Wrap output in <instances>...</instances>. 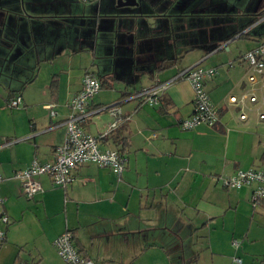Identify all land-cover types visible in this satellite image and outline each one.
Masks as SVG:
<instances>
[{"label":"crops","instance_id":"obj_1","mask_svg":"<svg viewBox=\"0 0 264 264\" xmlns=\"http://www.w3.org/2000/svg\"><path fill=\"white\" fill-rule=\"evenodd\" d=\"M136 1L138 5L129 8H141L144 2L148 9L128 15L122 12L128 6L117 7L113 0H0V264H65L52 244L65 231L72 234L80 254L92 260L95 240L117 237L144 243L153 230L181 240L173 248L177 264H185L183 238L193 236L204 237L212 251L222 242L233 248L231 239L240 237L243 242L234 250H245L246 255L235 257L242 264H264V251L260 255L254 248L257 229L264 230V223L253 222L255 211L264 221V201L253 208V186L222 185V178L237 170L264 167V119L259 118L264 115V87L259 77L248 82L252 70L242 59L264 39V27L248 34L264 21L247 25L241 29L244 36L239 37L240 32L212 49L235 26L251 19L227 15L250 12L255 20L264 0H248L243 11L227 10L226 0H207L203 14L227 17L208 18L207 27L180 32L166 30V19L145 23L143 19L151 17H138L155 15L172 0ZM214 2L218 4L211 7ZM166 11L173 14L171 7ZM164 59L177 62L156 71ZM196 64L216 69L204 87L219 121L183 131L178 123L193 113V93L186 80L168 84L155 106L145 104L137 93ZM45 65L50 70L42 74ZM85 74L104 82L89 108L116 104L126 118L99 143L101 149L123 152L124 169L117 176L108 168L84 163L74 169V180L65 188L40 176L41 191L27 199L12 176L33 159H54L56 147L65 140L63 121L70 114V99L81 89ZM16 96L21 105L10 108ZM250 97H255L254 103ZM111 121L108 113L96 112L82 127L101 137ZM141 245L135 246L145 250ZM25 248L30 262L22 258ZM223 257L230 262L228 254Z\"/></svg>","mask_w":264,"mask_h":264},{"label":"built area","instance_id":"obj_2","mask_svg":"<svg viewBox=\"0 0 264 264\" xmlns=\"http://www.w3.org/2000/svg\"><path fill=\"white\" fill-rule=\"evenodd\" d=\"M242 59L252 70V74L247 78L248 82L254 83L256 77H259L264 87V39L248 50ZM215 74L216 69L203 68L196 64L182 69L167 82L140 90L137 96L142 98L145 104L158 105L168 84L178 79H184L189 83L193 93V113L178 123L179 128L183 131H189L199 125L212 127L219 121V115L218 110L213 107L209 100L204 87V80L212 78ZM100 89V80L90 74H85L81 79V89L70 99V114L63 121L65 140L62 145L56 147L54 159L46 163H39L33 159L29 166L13 174L12 179L20 182L25 198L32 199L41 191V186L37 181L40 176H47L55 186L65 188L74 180L72 176L74 169L84 163H93L100 168H108L120 176L126 161L124 154L116 149H101L99 143L102 138L107 137L117 129L126 118L116 104L101 107L96 111L89 108L91 99ZM255 100V97L249 98L252 103ZM21 101V97L16 96L9 101L8 105L10 108H17L21 105ZM229 101L235 102V97H230ZM96 112H106L112 117L111 123L101 137H95L85 132L82 127L83 122ZM54 114L55 112L50 110V115ZM239 118L244 120L245 116L240 115ZM259 118L264 119V115H260ZM222 185L228 189L253 186L250 202L255 208L264 200V167L260 170H237L231 176L222 178ZM3 221H6L5 217ZM3 240L4 234L0 232V242ZM52 244L57 255L65 264H100L80 254L73 244L72 234L68 231L60 234ZM231 245L236 249L239 243L234 240ZM232 261L235 264H242L239 257H234Z\"/></svg>","mask_w":264,"mask_h":264},{"label":"rangeland","instance_id":"obj_3","mask_svg":"<svg viewBox=\"0 0 264 264\" xmlns=\"http://www.w3.org/2000/svg\"><path fill=\"white\" fill-rule=\"evenodd\" d=\"M173 1V0H172ZM191 6L188 7V10L186 12H190V10H200L202 6H205L207 3V0H191ZM248 0H226L227 2V7L226 9H233L234 11H243L246 2ZM113 4L115 3L114 0L112 2ZM148 9L146 4L144 2L142 4H139V7L141 8H123L122 12L128 15H136L139 13V10L144 7ZM172 8V12L176 13V10ZM186 8H184L185 10ZM263 12L259 13L258 16L255 18L253 21L256 23L257 21L263 22L264 21V8L262 10ZM151 11L147 12L150 13ZM122 14V13H121ZM152 14V13H151ZM145 23H149V21H154V18H147L143 19ZM156 23V21H154ZM171 23L175 24L177 26H183L185 29H192V27L196 26L199 22L198 19L196 18H173L171 19ZM253 23V24H254ZM148 26V25H147ZM163 26V25H161ZM264 27V22L260 24L256 30H251L248 34H253L258 31L259 29H262ZM254 28V27H253ZM263 30V29H262ZM245 31H248L245 30ZM241 33H244L241 32ZM240 33V34H241ZM264 34V33H263ZM262 34V36H264ZM240 41L245 42V38H240L237 39ZM47 70H50V67H47L46 65L43 66V71L42 74H46ZM41 78V77H40ZM259 212V211H258ZM255 216L253 217V222H260L261 221L264 223L262 218L259 217L258 213L255 211ZM259 241L254 243V248L255 251H258L260 255L263 254L264 251V230H262L261 227H258L257 233ZM186 239L183 242V248L185 250V259L184 262L185 264H220L223 261V264L226 262V264H231V257H235L236 255H243L245 256V250L242 251H235L234 248H227V242H222L220 243V247H214V250L212 251L209 248V244L206 241L204 237H189V238H183ZM237 241V242H243L240 237L234 236L230 243L232 244V241ZM135 241V242H134ZM140 243L137 242V239H131L129 240L128 243L122 242L121 239L115 237L114 239H99L93 241V253H94V258H92L93 261H96L97 263H102V264H177V259L176 254L174 251L175 246H180L181 245V240L177 239L173 235H168V234H159L155 232L154 230L151 231L150 233L146 234V238L144 240V243L142 240H139ZM247 243V242H246ZM140 245L143 244L145 246V250L143 249L140 250L137 246L135 245ZM245 245V243L243 244ZM158 247L159 249H151V247ZM161 249V250H160ZM140 250V251H139ZM164 250V251H163ZM238 252V253H237ZM213 253V254H212ZM215 253L218 254L214 255ZM167 258H166V255ZM229 255L230 256V262L227 260L223 255ZM25 256V257H24ZM221 256V258H220ZM26 258L25 261L30 262L31 258L30 253L28 252L27 248L24 249V255L22 258ZM259 257V256H258ZM256 257V259H260ZM262 257V256H261ZM247 258V257H246ZM221 261V262H220Z\"/></svg>","mask_w":264,"mask_h":264},{"label":"trees","instance_id":"obj_4","mask_svg":"<svg viewBox=\"0 0 264 264\" xmlns=\"http://www.w3.org/2000/svg\"><path fill=\"white\" fill-rule=\"evenodd\" d=\"M252 1V3H253V1L254 0H251ZM224 2V1H223ZM166 3H168V7L166 8V7H164L163 9H161V10H159V11H156L155 12V15H151V16H138L139 18L141 17V18H147V17H151V18H154V20L155 21H162V20H168V22H167V28H166V30H171V31H173V32H175V28L178 30V32H180V31H183V30H185V27H183V26H177V25H175V24H170L169 23V19H173V18H196V19H198V24L196 25V26H194V28H195V31H197L198 29H200V28H204V27H207V25L205 24V21H207L208 20V18H210L211 20L212 19H222V17H227V16H229V18H234V17H237V18H239V17H242V16H246V17H250L251 19L247 22V24H245L244 26H242V27H240V26H235L236 28H235V30L231 33V34H229V35H226V37L225 38H222L220 41L218 40L217 42H215L214 43V45H213V47H212V49H215L216 47H219L220 46V43L221 42H223V41H227V40H229V39H231V38H233L234 36H236V35H238L240 32H241V29L242 28H244V27H246L247 25H249V24H252L253 23V21H254V17L256 16L255 14H252V13H242V14H234V15H227V16H225V15H218V14H201V9H204V8H200V10H194V11H191V12H189L190 14H188V15H184V16H182V15H170V16H168V15H166L165 13L167 12L166 10L169 8V7H171L170 5H172V3L173 2H166ZM218 3L217 2H214L213 3V5H211V7H215L216 5H217ZM164 5V4H163ZM66 18H69L68 16L66 17ZM210 26H212V24H209ZM137 28H142L141 27V25H139V24H136L135 25ZM166 26V25H165ZM110 27V26H109ZM146 28H149V25L147 26H145ZM117 28H118V26L116 25L115 26V28L113 29V30H111V31H114V33H117ZM177 33V32H176ZM244 34H246L245 32L244 33H241V34H239V37H241V36H244ZM263 40V39H262ZM176 62H177V59H171V60H167V59H164L161 63H160V65L156 68V71H163L164 69H167V68H170V67H173L175 64H176ZM100 82H101V87H103V85H104V82L103 81H101L100 80ZM54 83V82H53ZM53 85V84H52ZM54 87V86H53ZM121 153H123L122 151H120ZM264 201V200H263ZM262 201V202H263ZM262 202H260V204L262 203ZM259 204V205H260Z\"/></svg>","mask_w":264,"mask_h":264},{"label":"flooded vegetation","instance_id":"obj_5","mask_svg":"<svg viewBox=\"0 0 264 264\" xmlns=\"http://www.w3.org/2000/svg\"><path fill=\"white\" fill-rule=\"evenodd\" d=\"M172 2L173 3H172V6H171V10H172V8H174L176 10V13L172 12L173 14H171V15H173V16L174 15H182V16H184V15L190 14L189 12L187 13L186 10H188V7L191 6L190 5L191 2H192L191 0H173ZM184 8H186V9L184 10ZM191 11H193V10H190V12Z\"/></svg>","mask_w":264,"mask_h":264},{"label":"water","instance_id":"obj_6","mask_svg":"<svg viewBox=\"0 0 264 264\" xmlns=\"http://www.w3.org/2000/svg\"><path fill=\"white\" fill-rule=\"evenodd\" d=\"M115 4L117 7H124V6H136L138 2L136 0H115ZM201 14L203 12L201 11Z\"/></svg>","mask_w":264,"mask_h":264}]
</instances>
